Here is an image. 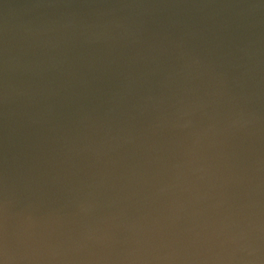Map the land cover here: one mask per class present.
I'll return each mask as SVG.
<instances>
[{"label": "water", "instance_id": "water-1", "mask_svg": "<svg viewBox=\"0 0 264 264\" xmlns=\"http://www.w3.org/2000/svg\"><path fill=\"white\" fill-rule=\"evenodd\" d=\"M0 264H264V0H0Z\"/></svg>", "mask_w": 264, "mask_h": 264}]
</instances>
